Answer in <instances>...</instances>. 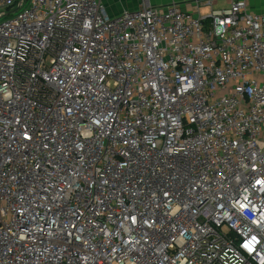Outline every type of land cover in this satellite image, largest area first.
Here are the masks:
<instances>
[{
  "label": "built area",
  "instance_id": "1",
  "mask_svg": "<svg viewBox=\"0 0 264 264\" xmlns=\"http://www.w3.org/2000/svg\"><path fill=\"white\" fill-rule=\"evenodd\" d=\"M0 0V264H264V15Z\"/></svg>",
  "mask_w": 264,
  "mask_h": 264
},
{
  "label": "crops",
  "instance_id": "2",
  "mask_svg": "<svg viewBox=\"0 0 264 264\" xmlns=\"http://www.w3.org/2000/svg\"><path fill=\"white\" fill-rule=\"evenodd\" d=\"M18 1V0H17ZM103 4L110 16H114L120 13L123 9H135L139 5L140 0H132L133 5L130 8L115 7L113 0H102ZM223 2L222 7H218V2ZM234 0H215L214 8H226ZM247 8L249 11L264 15V0H246ZM175 3L178 4L182 9L187 11L196 12L197 10L201 14L208 12L207 6L204 5V0H168L166 4L161 3L159 0H151L153 6H164L167 4ZM201 7L203 9H201Z\"/></svg>",
  "mask_w": 264,
  "mask_h": 264
},
{
  "label": "rangeland",
  "instance_id": "3",
  "mask_svg": "<svg viewBox=\"0 0 264 264\" xmlns=\"http://www.w3.org/2000/svg\"><path fill=\"white\" fill-rule=\"evenodd\" d=\"M115 7H125V8H130L133 5L132 0H113ZM161 3L166 4L168 0H159ZM223 6V2H218V7H222ZM201 9H203L201 7Z\"/></svg>",
  "mask_w": 264,
  "mask_h": 264
}]
</instances>
